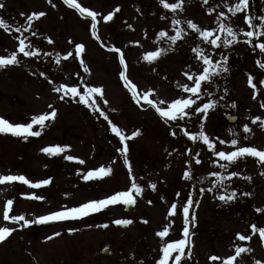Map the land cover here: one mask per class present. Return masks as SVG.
Masks as SVG:
<instances>
[{
	"label": "rangeland",
	"instance_id": "obj_1",
	"mask_svg": "<svg viewBox=\"0 0 264 264\" xmlns=\"http://www.w3.org/2000/svg\"><path fill=\"white\" fill-rule=\"evenodd\" d=\"M0 2L5 5L0 9V17L9 24L8 29L0 26V56L16 51L20 61L0 67V117L13 124L28 123L34 115L51 112L52 108L57 110L55 119L46 121L38 137L25 139L0 132V175H23L33 184L50 179L49 184L40 187L19 181L0 183V227L14 229L0 242V264H157L162 256L159 231L169 226L164 242L185 239L182 206L189 195L194 203L187 225L186 255L181 264H224L225 258L235 255L237 246L250 251L237 257L234 264H256L257 261L264 264V237L258 231L264 227V211H257L264 210V163L257 157L246 156L231 164L228 171H236L240 176L232 178L229 191L236 186L242 190L239 189L235 200L220 201L216 196L222 189L200 191L211 187L210 181L215 177L208 176L209 173L223 171L213 163L218 158L202 141L193 142L182 131L195 133L202 125L217 150L233 151L230 143L219 141L237 137L238 146L264 150V84L260 83L264 80V68L257 64L258 60L264 61V52L255 47L264 42V35L253 38L252 45L243 33L239 35V42L229 48L216 49L204 44L194 30L187 28L186 22L191 20L202 29L216 28L219 12L227 13L221 0H209L208 4L204 0H185L183 11L176 12L165 9L159 0H77L82 7L98 13L99 39L92 34L91 17L81 15L64 0ZM212 7L215 10L209 13ZM262 10L249 0L245 11L235 17L227 14L225 22L248 31L245 16L260 23L259 18L264 17ZM40 12L45 15L34 18L24 36L34 48L42 50L41 54L24 57L18 53L16 37L20 33L14 28L21 25L27 28V16ZM109 13L113 14L112 20L105 21L104 16ZM173 19H179L181 24L173 26ZM175 27L185 28L187 34L169 48L167 37H160L159 33L163 30L175 35ZM77 44L85 45L79 56ZM197 45L211 52L213 59H220L221 54L227 56V66L232 72L223 81L225 74L221 72L211 82L203 83L202 88L213 95L208 99L209 96L201 94V99L188 111L194 113L195 107L210 99L216 100V106L208 111L206 118L203 113H194L182 121L163 118L156 107L141 97L148 92L157 106L168 107L171 101L190 95L178 85L191 86L195 77L189 80L185 73L198 74L203 70V61L192 51ZM114 48L123 52L126 68ZM157 49L168 51L155 60L144 59L147 52ZM69 52L72 56L64 59ZM57 54L61 57L60 63L56 62ZM121 72L136 85V99L121 78ZM250 75L255 88L248 82ZM60 85L76 86L81 92L87 87H101L102 95L93 94L99 107L86 106L79 96H64L63 89L55 91ZM228 111L237 117L234 123L227 122ZM256 116L262 119L253 123ZM112 124L121 129L126 137L124 141L112 131ZM245 124L250 128L247 133ZM33 130H39V126L34 125ZM134 132L138 135L133 136ZM55 145L70 148L53 155L42 151L46 146ZM125 145L126 154L119 151ZM196 153L201 160L199 164ZM68 155L84 163L70 161L66 159ZM129 163L131 175L143 187L141 194H134L136 207L131 214L124 213L123 203H116L82 218L57 220L49 227L41 223L20 227L22 221L4 218L8 200L13 201L10 216L23 214L26 219L35 220L125 191L132 182ZM220 163L226 162L220 160ZM100 166H110L112 172L102 178L83 179L89 170ZM189 169L193 179L185 180L183 173ZM201 176H208V180L201 182ZM151 183L156 184L155 189L150 187ZM236 201L240 205L233 209ZM174 202L178 205L177 211L169 215ZM118 219L132 222L127 228H121L114 223ZM253 224L257 225L255 231ZM237 233L251 238L240 241ZM105 245L111 251L107 257L100 253ZM212 256L221 259L214 261L210 259ZM169 264H173L172 259Z\"/></svg>",
	"mask_w": 264,
	"mask_h": 264
},
{
	"label": "snow or ice",
	"instance_id": "obj_2",
	"mask_svg": "<svg viewBox=\"0 0 264 264\" xmlns=\"http://www.w3.org/2000/svg\"><path fill=\"white\" fill-rule=\"evenodd\" d=\"M51 2V0H49ZM185 0H175V2H169V0H159V3L168 10H171L172 12H176L177 10L183 11V5ZM209 0H204L205 4H208ZM64 3L68 5L71 8L76 9L81 13V15L87 14V16L91 17L92 24V34L97 39H99L98 33L96 31L97 29V15L98 13L91 11L87 7H82L80 3L77 2V0H64ZM221 3L224 8L227 9V13L225 11H220L219 15L216 18L217 27L208 29V28H200L197 24H195L193 21L188 20L186 22L187 28H190L194 30L199 38L204 42V44L210 45L216 49H219L221 47L229 48L230 46L236 44L239 42V35L240 33H243L246 37H248L247 43L250 45L253 44V38L258 39L260 36L264 35V17H260V23H255L253 19L250 16H245L246 23L248 24L249 29L248 31H245L244 29H238L234 24L232 23H226L225 18L227 14H231L232 17H235L238 13H241L245 11L249 6V0H221ZM4 3L0 2V9L4 8ZM55 6V5H53ZM219 7V5L215 6ZM215 7L209 8V13L215 10ZM119 11V9H117ZM45 15V13H32L31 15L27 16V28H25L23 25L17 26L14 28V31L17 33H20V36H17V40L19 41L18 45V53L23 54L24 57H37L41 54V49L39 47H33L31 42L28 40L27 36H24V31H27L28 28H31V22L34 18H39L41 16ZM113 18V14L109 13L108 15L104 16L105 21H110ZM173 26L180 25L181 21L179 19H173L172 20ZM0 26L8 29L9 24L5 21L3 17H0ZM187 32L186 29L183 27H175V35H168L167 32L161 31L159 33L160 37H167V40L169 43V48L172 47V45H175L178 41L183 40L186 36ZM33 36L36 35V33H32ZM27 41V43H26ZM49 43H52L51 38H48ZM256 48H259L261 52H264V42H260L258 44H255ZM85 48V45L83 44H77L76 45V55L79 56ZM114 50L119 53V59L122 65H125L126 68V62L124 58L123 52L119 48H114ZM168 49H157L155 51L147 52L144 56V59L152 61L157 59L162 54L166 53ZM192 51L197 54V59H200L203 61V70L202 72L198 74H190L185 73L186 76H188L189 80H193V77H195L193 84L189 86L188 84L178 85L181 87L185 92L190 93L186 98H177L173 101H171L170 105L168 107H159L157 106V102L150 99L149 95L150 93L146 92L143 94L141 99H143L145 102L152 104L154 107H156L157 112L160 114L161 117L167 118L171 121H178V120H184L186 117H191L194 113H203L204 118L207 117V113L210 109L214 108L217 104L216 100L210 99L205 103H202L200 106L195 107L194 113L192 111H188L189 109H192V106L196 104L197 100L201 99V94L207 95L211 97L213 93L208 92L207 90L202 88V85L204 82H211L213 80V77L219 75L221 72H227L228 66H227V60L228 57L221 54L220 59H213V56L211 52H206V49L201 47L200 45H197L196 47L192 48ZM45 56L52 55L51 53H44ZM72 56V53H67L63 58L67 59L68 57ZM56 62H61L60 55H56ZM20 63L18 59V55L16 51L10 52L7 56H0V67H6L13 64ZM81 64L83 66V61H81ZM257 64L259 67L264 68V61L258 60ZM85 71H88L87 68H85ZM41 75H45L44 73H41ZM121 78L125 81L126 86L133 92V98H137V92H136V85L133 84L130 80H128L127 76L125 75V72H121ZM249 84L252 87H256V85L253 83V77L250 75ZM261 84H264V80L260 81ZM63 89L64 96H69L72 98H75L79 96L80 102L84 103L86 106L96 109L99 106L96 103V98L93 95L94 93H99L102 95V88L101 87H87L85 91L81 92L80 89L76 86H68V85H60L55 89V91L60 92ZM64 96H61L60 98L63 99ZM139 103L140 100H137ZM107 103V101H105ZM163 103V102H161ZM49 107H52L51 105ZM264 107V105H262ZM57 115V110L55 108H52L51 112L34 115L30 122L28 123H10L9 121L5 120L4 118L0 117V132H8L15 136H22L25 139H27L28 136H40L44 128L46 127V121L54 120ZM101 115H104L103 112H101ZM105 119H107V116H105ZM262 118L259 116H256L253 118V123L260 121ZM34 125L39 126V130H33ZM244 131L247 133L250 131V128L247 124L244 126ZM112 131L115 132L118 136H120V139L124 141L126 137L122 135L121 129H119L115 124H112ZM182 131L185 133V135H188L190 139L193 140V142L196 141H202L205 145H207V148L217 157L218 159L213 161L214 164H217L220 169L223 171H214L208 174V176L215 177V179H212L210 181L211 187L204 189L201 188L200 191L203 193L204 191L208 192H216L217 190L222 189V191H218L216 198H218L220 201H233L237 198V191L235 189H232L229 191V184L233 177L240 176V173L236 171H228V168L231 164H234L237 162L240 158L246 157V156H252L257 157L259 159V162L264 163V150H261L255 146H238L239 145V138H233L230 141H224L220 140V144L230 143L233 147V151H224V150H217L215 146V142L210 139L208 134L203 129V126L201 125V128L198 132H189L187 129H182ZM231 131V130H230ZM133 136L138 135V132H134L132 134ZM172 135H176L175 132L172 133ZM235 135V134H234ZM65 148H70L69 145L61 146V145H55V146H46L42 149L43 152L48 153L50 155L53 154H59L65 150ZM122 153H127V146L125 145L124 148L120 149ZM191 152V149L188 150ZM66 159L68 160H78L80 163H84V161L78 157H73L71 155L66 156ZM220 160L225 161L226 163H220ZM125 162L128 163L127 157H125ZM196 163H201V160L199 159V153H196ZM129 166V173L131 176V185L130 187L125 191H119L114 193L113 195H110L104 199H98V200H91L88 202H85L83 204H80L76 207H70L63 210L55 211L47 215H42L39 217H36L35 220H29L26 219L23 214L21 215H9V211L11 210V206L13 205L12 200L7 201V205L5 207L4 212V218L7 221L12 222H23L20 227L28 226L33 223H45L47 221L52 220H65V219H76V218H82L85 216H88L92 213H96L101 211L104 208H107L109 205H114L116 203H123L124 205H133L136 203L135 195L134 194H141L143 192V187L137 183L136 177L131 175V165ZM112 172V169L110 166H100L97 169L89 170L87 174L83 177L85 180L93 179V178H102L106 175H109ZM208 176H201L199 177V180L201 182H204L205 180H208ZM183 177L185 180H192L193 174L192 170H186L183 173ZM250 179V177H249ZM19 181L23 182L25 184H28L31 187H40L41 185H47L50 183V179H45L42 181H38L36 183H32L29 181L25 176L23 175H0V183L3 182H14ZM150 187L155 189L156 184L151 183ZM177 197H179L181 194L178 192ZM247 195V193H245ZM36 199H42L41 197H34ZM193 199L191 198V195L187 198L186 202L183 203L182 206V212L184 216V223L185 227L183 228V233L185 239H179L175 241H163V238L169 235V226H165L163 230L159 231L157 235L162 238V246L160 248V251L162 253V256L157 261V264H169V260H173V264H181L182 258L186 255L185 253V247H186V237L189 235V227L187 226L189 223V214H190V208L193 206ZM177 203H173L170 207L169 215H173L177 211ZM257 211H264L262 209H257ZM193 220L195 219V216L193 215L191 217ZM132 221L130 220H122L118 219L114 221L116 224H130ZM106 226V225H105ZM252 229L255 231L257 230V225L253 224L251 225ZM14 229L8 228V227H0V242L6 239L8 235H10ZM69 231H73L70 229ZM260 235L264 237V227H261L258 229ZM56 235H59L58 233ZM237 238L240 241H245L250 239L251 237L245 236L243 234L237 233ZM250 251V249H247L243 246H237L235 248V255L229 256L224 259V264H234L236 261V258L241 256V254ZM173 254H175L173 256ZM212 260H220L221 258L218 256H212L210 257ZM256 264H260L259 261L256 262Z\"/></svg>",
	"mask_w": 264,
	"mask_h": 264
},
{
	"label": "water",
	"instance_id": "obj_3",
	"mask_svg": "<svg viewBox=\"0 0 264 264\" xmlns=\"http://www.w3.org/2000/svg\"><path fill=\"white\" fill-rule=\"evenodd\" d=\"M228 120L229 121H234L235 118L231 117V116H228ZM134 205L135 204H133V205H124V211L127 212V213H132L134 211ZM55 222H56V220L47 221V222L43 223L42 225L43 226H50V225L54 224ZM120 226L122 228H126L127 227V225H124V224H120ZM102 253L104 255H107V254H109V251L107 250V248H105V249L102 250Z\"/></svg>",
	"mask_w": 264,
	"mask_h": 264
},
{
	"label": "flooded vegetation",
	"instance_id": "obj_4",
	"mask_svg": "<svg viewBox=\"0 0 264 264\" xmlns=\"http://www.w3.org/2000/svg\"><path fill=\"white\" fill-rule=\"evenodd\" d=\"M252 2H253V6H255V7L261 9V11H263L262 9L264 8V0H252ZM235 69H237V67ZM225 88H226V83H225ZM226 108H227V110H229L231 107L228 106ZM236 191H237V196H238L239 195V188Z\"/></svg>",
	"mask_w": 264,
	"mask_h": 264
}]
</instances>
